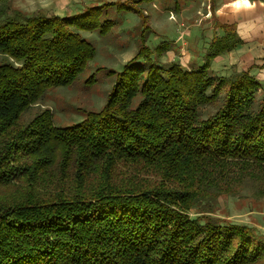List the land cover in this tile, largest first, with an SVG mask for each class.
Masks as SVG:
<instances>
[{"label": "trees", "instance_id": "obj_1", "mask_svg": "<svg viewBox=\"0 0 264 264\" xmlns=\"http://www.w3.org/2000/svg\"><path fill=\"white\" fill-rule=\"evenodd\" d=\"M140 1L61 16L0 0V264H264L251 225L209 215L223 194L264 196V88L210 67L239 42L233 25L213 23L224 34L193 67L140 46L78 122L57 124L46 103L95 56L79 29L104 8L150 30Z\"/></svg>", "mask_w": 264, "mask_h": 264}, {"label": "rangeland", "instance_id": "obj_2", "mask_svg": "<svg viewBox=\"0 0 264 264\" xmlns=\"http://www.w3.org/2000/svg\"><path fill=\"white\" fill-rule=\"evenodd\" d=\"M106 1L113 0H7V3L12 9L25 13L42 9L62 16ZM211 1H140L138 6L148 14L151 26L145 32H142L143 23L138 11L118 10L114 5L104 8L97 22L111 20L105 31H100V24L92 29H79L80 34L94 44L95 56L73 83L48 91L46 103L52 108L55 122L63 125L78 122L86 110L100 108L115 82V72H119L142 45H147L153 59L161 62L179 61L185 67L200 64L213 25L211 19L215 10ZM95 16L92 14L90 19ZM160 45L165 49L158 54L154 49ZM188 49L194 57L188 58ZM251 193L245 188L240 196L221 195L209 215L220 221L251 225L264 243V196L256 198L250 196ZM196 214L192 209L191 215Z\"/></svg>", "mask_w": 264, "mask_h": 264}, {"label": "crops", "instance_id": "obj_3", "mask_svg": "<svg viewBox=\"0 0 264 264\" xmlns=\"http://www.w3.org/2000/svg\"><path fill=\"white\" fill-rule=\"evenodd\" d=\"M211 5L215 10L211 21L233 25L239 42L213 57L210 67L221 75L247 70L264 88V0H212ZM214 34L223 35L224 31L219 27L213 29L212 25L208 41ZM187 51L188 58L195 56Z\"/></svg>", "mask_w": 264, "mask_h": 264}, {"label": "built area", "instance_id": "obj_4", "mask_svg": "<svg viewBox=\"0 0 264 264\" xmlns=\"http://www.w3.org/2000/svg\"><path fill=\"white\" fill-rule=\"evenodd\" d=\"M205 1V0H204Z\"/></svg>", "mask_w": 264, "mask_h": 264}]
</instances>
